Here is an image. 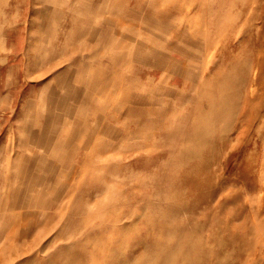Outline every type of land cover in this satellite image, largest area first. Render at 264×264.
Returning <instances> with one entry per match:
<instances>
[{"label":"rangeland","instance_id":"1","mask_svg":"<svg viewBox=\"0 0 264 264\" xmlns=\"http://www.w3.org/2000/svg\"><path fill=\"white\" fill-rule=\"evenodd\" d=\"M0 264H264V0H0Z\"/></svg>","mask_w":264,"mask_h":264},{"label":"bare ground","instance_id":"2","mask_svg":"<svg viewBox=\"0 0 264 264\" xmlns=\"http://www.w3.org/2000/svg\"><path fill=\"white\" fill-rule=\"evenodd\" d=\"M109 1H110V0H109ZM127 3H128V2H127ZM112 4H113V3H112ZM115 4H116V3H115ZM126 5H127V4H126ZM117 6H118V5H117ZM88 8H89V7H88ZM122 9H123V8H122ZM122 9H121V10H122ZM124 10H125V9H124ZM112 11H113V10H112ZM125 11H126V10H125ZM109 12H110V11H109ZM126 12H128V11H126ZM89 13H90V12H89ZM110 13H111V12H110ZM129 13H130V12H129ZM129 13H127V14H129ZM91 14H92V13H91ZM93 14H94V13H93ZM127 14H125V15H127ZM94 16H95V15H94ZM120 17L124 18V16H120ZM126 17H128L129 19L131 18V16H126ZM73 18H74V17H73ZM78 18H79V17H78ZM95 18H96V17H95ZM115 18L118 19L119 17H115ZM74 19H76V18H74ZM131 19L133 20V18H131ZM79 20H81V18H80ZM118 20H120V19H118ZM74 21H75V20H73V22H74ZM13 22H14V21H13ZM15 22H16V20H15ZM122 22H123V21H122ZM124 22H126V21H124ZM124 22H123V23H124ZM128 22H129V21H128ZM128 22H127V23H128ZM130 22H131V21H130ZM130 22H129V23H130ZM76 23H77V22H76ZM116 23H117V22H116ZM119 23H121V21H119ZM133 23H134V22H133ZM124 25H125V23H124ZM126 25H128V24H126ZM126 25H125V26H126ZM134 25H135V24H134ZM131 26H133V25L130 23V26H129V27H131ZM115 27H116V26H115ZM126 27H128V26H126ZM135 27H136V26H134L133 29H134ZM116 28H117V27H116ZM122 28L124 29V27H122ZM11 29H12V28H11ZM119 29H120V28H119ZM135 29H136V28H135ZM125 30H126V29H124V32H125ZM127 30H129V28H128ZM127 30H126V31H127ZM112 31H113V30H112ZM116 31H117V30H116ZM131 31H132V28H131ZM119 32H120V31H119ZM119 32H118L117 34L120 35ZM124 32H123V33H124ZM127 32H128V31H127ZM66 33L70 34V32H66ZM62 34H63V33H62ZM124 34L126 35V34H128V33H124ZM65 35H66V34H65ZM110 35H111V34H110ZM67 36H68V35H67ZM67 36H66V37H67ZM114 36H115V35H114ZM114 36H113L112 39H114ZM122 36H123V34H122ZM132 36H133V35H132ZM62 37H63V36H62ZM67 38H68V37H67ZM67 38H66V39H67ZM70 38H71V37H70ZM73 38H74V37H73ZM129 38H130V36H129ZM55 39H56V38H54V40H55ZM125 39H127V37H125ZM59 40H60V39H59ZM59 40H57V42H58ZM63 40H65L64 37H63ZM130 40H131V38H130ZM72 41H73V40H72ZM111 41H113V40H111ZM62 42H63V41H62ZM67 42H68V41H67ZM67 42H65V44H66ZM121 42H122V41H121ZM127 42H128V40H127ZM130 42H131V41H130ZM69 43L71 44V42H69ZM69 43H68V44H69ZM111 43H112V42H111ZM57 44H58V43H57ZM88 44H91V42L85 44V46L88 45ZM109 44H110V43H109ZM118 44H119V43H118ZM120 44H121V43H120ZM123 44H124V43H123ZM59 45H60V43H59ZM62 45H63V43L61 44V46H62ZM131 45H132V44H131ZM3 46H4V45H3ZM57 46H58V45H57ZM119 46H120V45H119ZM124 46H125V44H124ZM66 47H67V45H66ZM129 47H131V46H129ZM60 48H61V47H60ZM63 48H64V47H63ZM131 48H132V47H131ZM126 49H128V48H126ZM59 50H60V49H59ZM56 51H57V50H56ZM127 51H128V50H127ZM59 52H60V51H59ZM56 53H57V52H56ZM58 54H60V53H58ZM60 55H61V54H60ZM129 55H130V54H129ZM57 56H58V55H57ZM57 56H56V57H57ZM56 57H54V58H56ZM93 57H94V56H93ZM121 62H122V61H121ZM35 65H36V64H35ZM38 67H39V66H38ZM38 67L36 66V68H38ZM122 67H123V66H122ZM111 70H112V69H111ZM101 73H102V72H101ZM102 74H103V73H102ZM104 74H105V73H104ZM104 74H103V75H104ZM64 86H65V85H64ZM63 88H64V87H63ZM104 89H105V87H104ZM104 89H102V90H104ZM109 90H111V88H110ZM117 90H118V89H117ZM107 92H108V91H107ZM117 92H118V91H117ZM104 93H105V92H104ZM112 94H113V93H112ZM112 94L109 93V95H111V96H112ZM108 97H109V96H108ZM105 98H106V97H105ZM103 99H104V98H103ZM104 100H105V99H104ZM99 110H100V109H99ZM88 136H89V133H88ZM90 137H91V136H90ZM90 137H89V139H90ZM89 139H88V137H87V140H89ZM85 140H86V139H85ZM85 140H84V142H85ZM86 143H88V141H86ZM88 145H89V144H88ZM39 221H40V220H39ZM16 230H17V229H16ZM6 233H7V232H6ZM11 233H12V232H11ZM9 234H10V233H9ZM13 234H14V233H13ZM7 235H8V234H7ZM15 235H16V234H15ZM5 239H7V237H5ZM12 239H14V238H12ZM16 239H17V238H16ZM12 241H14V240H12Z\"/></svg>","mask_w":264,"mask_h":264}]
</instances>
